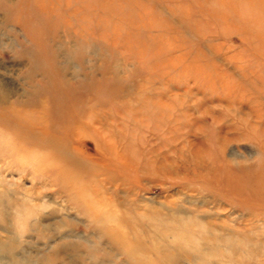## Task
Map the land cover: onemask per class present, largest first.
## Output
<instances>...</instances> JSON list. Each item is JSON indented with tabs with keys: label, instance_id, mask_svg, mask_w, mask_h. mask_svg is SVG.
<instances>
[{
	"label": "rangeland",
	"instance_id": "374dc122",
	"mask_svg": "<svg viewBox=\"0 0 264 264\" xmlns=\"http://www.w3.org/2000/svg\"><path fill=\"white\" fill-rule=\"evenodd\" d=\"M0 264H264V0H0Z\"/></svg>",
	"mask_w": 264,
	"mask_h": 264
},
{
	"label": "bare ground",
	"instance_id": "6f19581e",
	"mask_svg": "<svg viewBox=\"0 0 264 264\" xmlns=\"http://www.w3.org/2000/svg\"><path fill=\"white\" fill-rule=\"evenodd\" d=\"M41 1V0H40Z\"/></svg>",
	"mask_w": 264,
	"mask_h": 264
}]
</instances>
